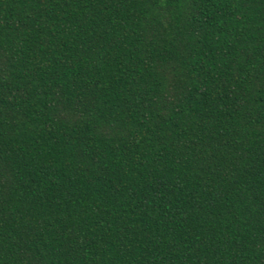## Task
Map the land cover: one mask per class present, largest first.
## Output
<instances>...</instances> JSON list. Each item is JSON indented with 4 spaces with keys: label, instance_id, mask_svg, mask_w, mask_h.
Instances as JSON below:
<instances>
[{
    "label": "trees",
    "instance_id": "16d2710c",
    "mask_svg": "<svg viewBox=\"0 0 264 264\" xmlns=\"http://www.w3.org/2000/svg\"><path fill=\"white\" fill-rule=\"evenodd\" d=\"M0 264H264V0H0Z\"/></svg>",
    "mask_w": 264,
    "mask_h": 264
}]
</instances>
